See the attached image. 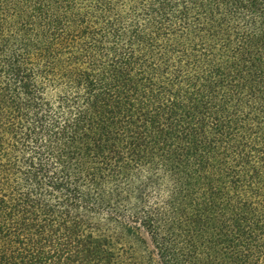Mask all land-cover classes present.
<instances>
[{"label":"trees","instance_id":"1","mask_svg":"<svg viewBox=\"0 0 264 264\" xmlns=\"http://www.w3.org/2000/svg\"><path fill=\"white\" fill-rule=\"evenodd\" d=\"M0 264H264V0H0Z\"/></svg>","mask_w":264,"mask_h":264}]
</instances>
